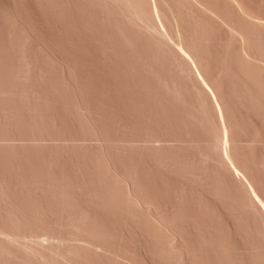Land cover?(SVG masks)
<instances>
[{"label":"rangeland","instance_id":"rangeland-1","mask_svg":"<svg viewBox=\"0 0 264 264\" xmlns=\"http://www.w3.org/2000/svg\"><path fill=\"white\" fill-rule=\"evenodd\" d=\"M263 16L0 0V264H264Z\"/></svg>","mask_w":264,"mask_h":264},{"label":"bare ground","instance_id":"bare-ground-1","mask_svg":"<svg viewBox=\"0 0 264 264\" xmlns=\"http://www.w3.org/2000/svg\"><path fill=\"white\" fill-rule=\"evenodd\" d=\"M241 6H242V5H241ZM242 7H243V6H242ZM242 7H241V8H242ZM242 10H245L244 7L242 8ZM246 11H247V10H246ZM244 12H245V11H244ZM249 14L251 15L252 13H249ZM247 15H248V14H247ZM252 15H253V14H252ZM251 17L254 18L255 16L253 15V16H251ZM257 17H258V15H257L255 18H257ZM259 17H260V15H259ZM261 18H262V16H261ZM263 18H264V16H263ZM259 20H260V19H259ZM263 20H264V19H263ZM182 48H183V46H182ZM180 50H181V48H180ZM183 50H184V49H183ZM181 51H182V50H181ZM186 51H187V50H186ZM186 51H185V52H186ZM183 53H184V52H183ZM184 54H185V53H184ZM186 55H187V52H186ZM189 55H190V54H189ZM190 57H192V56L190 55ZM191 59H193V58H191ZM197 71H199V70H197ZM199 72H200V71H199ZM199 74H201V72H200ZM201 76H202V75H201ZM201 76H200V77H201ZM202 78H203V77H202ZM203 79H204V78H203ZM203 83H204V82H203ZM205 83H206V84H205ZM205 83H204V84L207 85V88H208V89L210 88V89L212 90V88L210 87L209 83H207L206 81H205ZM210 89H209V90H210ZM211 90H210V92H211ZM211 93H212V95H213V92H211ZM214 94H215V93H214ZM213 96H216V95H213ZM214 98H216V97H214ZM216 101H217V100H216ZM217 103H218V101H217ZM218 105H219V104H218ZM226 130H227V129H226ZM225 134H226V133H225ZM227 136H228V135H227ZM225 138H226V137H225ZM225 140H227V138H226ZM228 141H229V140H228ZM228 141H226V142H228ZM226 142H225V144H226ZM227 144H228V143H227ZM225 149H226V151H227V148H226V147H225ZM226 151H225V152H226ZM226 153H228V152H226ZM226 156H227V154H226ZM228 157H229V159H230L229 154H228ZM230 161H232V159H230ZM231 163H232V162H231ZM232 165H234V163H232ZM235 166H236V165H235ZM233 167H234V166H233ZM236 167H237V166H236ZM236 167H235V168H236ZM236 169H237V171H238V168H236ZM235 171H236V170H235ZM237 173H238V172H237ZM239 173H240V172H239ZM249 186H251V183H250ZM251 187H253V186H251ZM251 189H252V188H251ZM253 191H254L255 193H254V192H252V193H254V194L256 195V197H258L257 199H259V203H261L262 206H263V208H264V200L260 197V195L257 194L258 192H256V189H253ZM254 194H253V195H254ZM256 197H255V198H256ZM257 199H256V200H257ZM257 201H258V200H257ZM261 204H260V205H261ZM262 206H261V207H262ZM263 208H262V209H263Z\"/></svg>","mask_w":264,"mask_h":264}]
</instances>
